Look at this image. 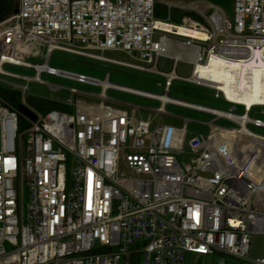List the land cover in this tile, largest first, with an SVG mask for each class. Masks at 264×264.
I'll use <instances>...</instances> for the list:
<instances>
[{"label":"built area","instance_id":"built-area-1","mask_svg":"<svg viewBox=\"0 0 264 264\" xmlns=\"http://www.w3.org/2000/svg\"><path fill=\"white\" fill-rule=\"evenodd\" d=\"M201 3L20 0L18 12L0 19V41L36 46L44 59L0 52V83L18 90L34 115L0 94V264H264V255L254 256L251 248L252 235L264 234V135L250 128H264V119L251 114L255 107L264 113V100L232 102L218 87L192 78L212 57L248 64L256 59L255 66H264L258 64L260 57L264 61V0H234L232 20L219 5ZM159 5L167 7L166 20L156 16ZM176 9L185 11L180 23L171 20ZM179 24L207 36L181 35L174 29ZM55 49L159 74L165 90L159 94L112 82L109 73L99 78L52 66ZM107 50L123 51L136 62L100 53ZM161 57L173 61L170 70L159 68ZM181 61L192 66L190 75L178 73ZM5 64L35 74L10 72ZM43 73L101 90L69 87L74 97L49 99L70 110L44 113L27 102V85L2 77L63 88L43 80ZM176 79L214 89L231 103L228 114L171 97ZM109 89L160 104L138 117L132 103H126L132 109L110 104ZM167 104L213 114L209 132L189 135V118L181 125L164 122L163 115H173ZM238 105L242 113L235 112ZM220 118L233 122L237 135L230 139L214 129ZM242 127L248 129L244 135ZM24 177L31 191L26 203Z\"/></svg>","mask_w":264,"mask_h":264},{"label":"rangeland","instance_id":"rangeland-1","mask_svg":"<svg viewBox=\"0 0 264 264\" xmlns=\"http://www.w3.org/2000/svg\"><path fill=\"white\" fill-rule=\"evenodd\" d=\"M175 1L189 2V0H175ZM199 1L202 2L200 4L201 7H204L205 2L215 3L219 5L222 8L223 12L226 14L227 18H229L230 20L233 19L234 0H199ZM210 11L211 9L207 10V13H209ZM194 13L197 14V12L195 11H192L191 14L194 15ZM200 20L205 21L202 18ZM1 51L11 55H17L18 57L23 59L32 60L36 62H41L44 60L43 57L40 55L41 50L36 46H21L14 43L0 41V52ZM100 53L108 57L136 62L134 58H132L123 51L107 50ZM50 64L58 68H62L74 72H80L99 78H104L106 74L109 73L110 80L112 82L127 86H132L150 92L161 94L165 90L164 89L165 79L163 76L159 74L149 71L134 69L122 65H117L113 63L103 62L95 58L83 56L73 52H68L62 49H55L52 51L50 57ZM250 64L252 65L257 64L256 59H254ZM258 64L264 65V61L261 57ZM172 66H173V61L171 59L165 57L160 58L159 61L160 69L170 70ZM3 68L7 71L19 73V74H27V75L35 74L34 69H29L12 64H5ZM191 68L192 66L190 64L182 61L179 63L177 67V71L181 75L188 76L191 73ZM2 77L6 78L9 82L15 83L20 86L27 85L29 88V90L25 94L27 95V97L28 96H38V97H46V98L59 97L63 99L74 97L73 93L69 89H67L69 87H75L80 91H84V92H99L101 90L100 87L96 85L82 83L74 79H70L63 76L51 75L47 73L41 74V78L51 84L62 86L63 88L61 90L53 91L50 89L47 83H40L37 81H26L12 76H2ZM4 85L8 86L11 89L13 88L10 85L7 84ZM107 94L110 97H113L117 100L124 102H133L140 105L141 108L136 113L138 117H147L149 115L150 108H155L160 104L158 100L150 99L139 95H134L127 92L118 91L115 89H109L107 91ZM169 95L173 98H177L189 102L200 103L203 105L212 106L223 110H228L232 106L231 103L227 102L223 98V96L216 97L214 89L180 79H176L173 82L169 91ZM79 96L90 100H96V101L100 100L98 97H92L84 93L79 94ZM108 102L115 106H123L131 109V106L124 104L122 102L112 101V100H109ZM166 108L169 112L173 113V115L170 114L163 115L161 119L164 122H171L177 125H181L183 124L185 118H189L190 119L188 122L189 135H191V133L193 132H201L204 134H207L209 132L210 126L209 124H207V122L213 118L211 114L174 104H167ZM243 110H244L243 106L238 105L237 108L235 109V112L242 113ZM54 111L56 110H53V112ZM251 114L260 116L264 119V113H262L261 107H255L251 112ZM159 119L160 116L155 117V120H159ZM214 124L225 127H232L235 125L233 122L224 118L218 119L216 122H214ZM20 125H21V129L24 130L25 127L23 126L22 122L20 123ZM250 128H252L257 133L264 135L263 127L250 125ZM25 138L27 139V136H25ZM20 190H21V198H23V202L26 203L30 197V192H31L29 181L26 177H24L23 183L21 182ZM251 248L254 256L264 255V234L252 235Z\"/></svg>","mask_w":264,"mask_h":264},{"label":"bare ground","instance_id":"bare-ground-1","mask_svg":"<svg viewBox=\"0 0 264 264\" xmlns=\"http://www.w3.org/2000/svg\"><path fill=\"white\" fill-rule=\"evenodd\" d=\"M166 27H173L166 25ZM181 35L204 39L207 35L197 28H190L184 24L174 27ZM201 79L207 84L221 89L225 98L236 103L251 105L253 102L264 100V66L248 64V61L228 60L225 58H215L205 63L199 64L198 69L192 78ZM207 109V108H204ZM219 115H227V110H213ZM237 117V116H236ZM214 129H219L223 137L232 138L237 135V130L231 127L213 125ZM215 130V131H216ZM247 128L242 127L239 131L244 135Z\"/></svg>","mask_w":264,"mask_h":264},{"label":"trees","instance_id":"trees-1","mask_svg":"<svg viewBox=\"0 0 264 264\" xmlns=\"http://www.w3.org/2000/svg\"><path fill=\"white\" fill-rule=\"evenodd\" d=\"M13 8V0H0V19L11 14ZM185 14V11L176 9L172 12L171 20L174 23H180L182 16ZM156 16L160 19L166 20L168 18V10L164 5H159L156 10ZM195 17H198L197 14H194ZM0 94L6 97L8 100L13 103L20 105L22 102L21 93L16 89H11L8 86L0 83ZM27 101L29 104H32L39 108L44 113H49L53 110H70V108L64 104H61L57 101H53L46 97L38 96H28Z\"/></svg>","mask_w":264,"mask_h":264},{"label":"water","instance_id":"water-1","mask_svg":"<svg viewBox=\"0 0 264 264\" xmlns=\"http://www.w3.org/2000/svg\"><path fill=\"white\" fill-rule=\"evenodd\" d=\"M19 5H20V0H13V8L12 11L13 12H18L19 11ZM20 109L23 110L24 112L28 113L31 116H34L28 109L26 106L24 105H20Z\"/></svg>","mask_w":264,"mask_h":264},{"label":"crops","instance_id":"crops-1","mask_svg":"<svg viewBox=\"0 0 264 264\" xmlns=\"http://www.w3.org/2000/svg\"><path fill=\"white\" fill-rule=\"evenodd\" d=\"M182 62V61H181ZM180 63V62H179ZM118 65V64H117ZM179 65V64H178ZM123 66V65H122ZM132 87V86H131ZM205 87H207V86H205ZM209 88V87H208ZM119 91V90H118ZM122 92H124V91H122ZM128 93V92H127ZM132 94V93H131ZM134 95H136V94H134ZM112 98V101H118V102H122V103H124V104H126V103H128V102H124V101H120V100H117V99H115V98H113V97H111ZM129 103H132L133 105H135L136 107H137V111H139V109L141 108V106L140 105H138V104H136V103H133V102H129ZM198 104H200V103H198ZM201 105H203V104H201ZM204 106H207V105H204ZM208 107H212V106H208ZM212 108H216V107H212ZM129 109V108H128ZM131 109H132V106H131ZM219 109V108H218ZM198 111H200V110H198ZM202 112H206V111H202ZM206 113H208V114H211V113H209V112H206ZM212 116H213V114H211ZM224 119H226V118H224Z\"/></svg>","mask_w":264,"mask_h":264}]
</instances>
